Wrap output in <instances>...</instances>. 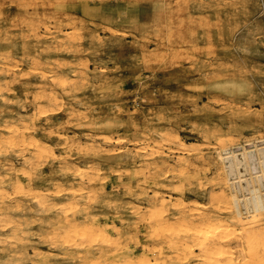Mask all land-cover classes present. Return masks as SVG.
Returning <instances> with one entry per match:
<instances>
[{
    "label": "rangeland",
    "instance_id": "1",
    "mask_svg": "<svg viewBox=\"0 0 264 264\" xmlns=\"http://www.w3.org/2000/svg\"><path fill=\"white\" fill-rule=\"evenodd\" d=\"M61 125L60 136L39 131ZM249 143L264 149V0H0V260L79 264L64 219L84 228L86 210L122 232L119 252L130 226L154 258L174 257L154 233L183 235L179 200L227 217L233 174L218 155ZM180 159L198 178L180 185ZM153 195L168 203L169 228L150 217ZM91 262L109 264L96 252Z\"/></svg>",
    "mask_w": 264,
    "mask_h": 264
},
{
    "label": "bare ground",
    "instance_id": "2",
    "mask_svg": "<svg viewBox=\"0 0 264 264\" xmlns=\"http://www.w3.org/2000/svg\"><path fill=\"white\" fill-rule=\"evenodd\" d=\"M59 39H61V38H59ZM66 45H68V44H66ZM14 67L16 68V66H14ZM57 80H59V79H57ZM72 80H74V78H72ZM53 84H54V82H53ZM39 91H40V89H39ZM7 92H9V91H7ZM51 99H52V97H51ZM22 121H24V120L22 119ZM98 124L102 126V124H100V123H94V125H91V124L90 125L92 127V126H97ZM82 125H84V124H82ZM86 125H88V124H86ZM112 125H114V124L111 122H105L103 124V126H106V127H111ZM87 127H89V126H87ZM10 129H12V128H10ZM24 129L26 130V128H24ZM9 133H10V131H9ZM109 135H111V134H109ZM169 136L170 135L163 133L161 135V138L164 141H167V140L170 141ZM107 139H108V141L106 143L110 144L111 142L112 143L114 142V143H116V145H123L127 141L125 138H118V139L115 138L116 140H113L112 138H107ZM33 142H34V140H33ZM137 142H138V140H137ZM159 144H161V143H159ZM249 146H250V143L246 144V145H242V146L238 145L235 148L225 150L223 154L218 155L219 160L222 163V167H220L218 170L221 172V171H224V169H228L233 174V178H231V179L229 178V180L224 181V184H226V186L231 185L233 188L231 199L228 200L233 205V208L230 209V212H227V213H229V214H227L228 215L227 217H223L222 216L223 214L216 211L215 208L210 210L209 212H207V211L202 212L203 210H201L202 213L192 212L193 210H195V211L198 210L199 207L196 209H191V207H189L188 205L185 204V203H187V201H185V203H184L183 200H179V201H177L178 203L175 204L176 208H175V213L173 214V216L177 217L176 219L178 221H183L182 223L186 222L183 225L184 226L183 235L180 236L179 234H175L174 236L173 235H166L165 237H163L159 234L154 233L155 238H158V239L160 237L163 238V239H160L159 241L166 242L170 245V248H173L176 256L174 255V257L171 256L170 258L168 257V258L163 259L162 256H163L164 252H161V250H160L157 257L154 258V256H155L154 252L146 249L145 248L146 245H143L142 248L139 247L140 241L136 237L137 234L133 233V231H132L133 228L130 226L128 227V231H127V234H128L127 239L130 240V243L128 244L129 247L124 249L125 250V251H123L124 253L119 252L122 250V247L120 245L121 244L120 239L123 235L122 232L118 231L117 236H116L114 234V226L112 225V222L109 219H107V218L101 219V218L94 217L93 213L91 211L86 210L82 213V216H81L84 219V221L87 222V223H84L87 225L84 228H80V229L78 228V224H77L78 219L76 217H73V219H69L66 217L64 219L65 220L64 225H66L65 227L71 228L72 229L71 234L73 233L72 236L70 235V233H68V235L71 236V238L69 236L71 241H68L67 238H65L61 235L62 238H65L67 240L66 242L70 243V245H68V246L72 247L71 249H68V250H71L70 253L67 254L68 258L70 260H74V262H78L79 264H88L89 262H91V259L93 258L94 252H96L100 255V257H104V258L106 257V263H109V264H162V263L166 264V262L168 260H169L170 264H195V263L196 264H264V193L261 191L262 187H263L262 190H264V149L262 148L263 151L261 149H259V150H255V149L254 150H248L247 147H249ZM34 147H36V155L38 154L37 156H35V158L40 159L42 157H45L44 152L47 150L46 146L36 144V146H34ZM182 148H183V146H182ZM192 152H193V150H192ZM185 153H187V152H185ZM183 154H184V152H183ZM111 157H112V155H111ZM109 158L110 157L107 156V159H109ZM163 163H165V162H163ZM193 163H196V162H193ZM148 165H149V163H148ZM178 165H179V172L177 174V178H178L180 185H182V182L186 178L189 177L188 175H190L191 171L194 172L195 177H196V175H198L200 173L199 172L200 168L198 169V167H192V164H190L188 162V160H183V159L181 160L180 159ZM36 167L39 168L40 167L39 164H36ZM167 172L169 173V171H167ZM92 176L96 177V178L98 177V175H92ZM143 178H145V177H143ZM196 178H198V177H196ZM93 179H95V178H93ZM108 179H110V178H108ZM86 180L88 181L87 178H86ZM201 184L202 183H200V185ZM15 186L19 190L23 189L22 184L20 183L19 180L15 181ZM157 186H158V184H157ZM156 188H158V187H156ZM81 190L82 189H80L79 191H81ZM32 192L33 191L31 190V193ZM153 192H154V190H153ZM57 194H60V191L57 192ZM218 194L216 193V196ZM219 195H221V194H219ZM214 196H215V194L213 193V197ZM133 197H134V195H133ZM75 198H76L75 193L74 192L71 193L70 194L71 202L74 203ZM220 198L225 199L226 197L221 196V197H218L216 199L218 200ZM146 200L149 203H151V206H153V209H151L152 210L151 215L150 214H148V215H150V217H157L158 218V219H155L157 227L169 228L170 225L168 222V218L170 215L166 214L169 210L167 208L168 203L164 200V197H161L158 195H153L152 197H146ZM210 200H213V199H210ZM224 201H226V199ZM35 205H37V204H35ZM66 205L69 206V204H66ZM61 206H63V205H61ZM53 207H55V206H53ZM200 207H201V205H200ZM203 207H205V206H202V209H206ZM206 207H207V205H206ZM64 208L65 207L63 206V209ZM226 209H224V210H226ZM67 210H68V208H67ZM12 222H15V221L12 220ZM151 222H153V220H151ZM116 230H118V229H116ZM165 231H166V229H165ZM167 232H169V231L167 230ZM65 233L67 234V232H65ZM51 238H53V236ZM51 238L49 237V240ZM100 238L103 239L102 243H104V246L103 247L100 246L97 248L96 247L97 241ZM64 241L65 240L63 239L62 243H64ZM56 244H58V243L56 242ZM111 251H114L116 254L109 255ZM21 254H22V252H21ZM117 254L118 255L120 254V256H117ZM24 255L27 256V254H24ZM35 256L39 257L40 254L35 253ZM113 256H116V257H113ZM120 257H122V258H120ZM160 260H162V261H160ZM98 262H99V260H98ZM34 264H43V262H41V259L39 257L38 263H34Z\"/></svg>",
    "mask_w": 264,
    "mask_h": 264
},
{
    "label": "clouds",
    "instance_id": "3",
    "mask_svg": "<svg viewBox=\"0 0 264 264\" xmlns=\"http://www.w3.org/2000/svg\"><path fill=\"white\" fill-rule=\"evenodd\" d=\"M239 91H243L242 87H238ZM62 129H63V125H61L60 127H53L51 131L47 130L45 131L43 128L39 129V131L43 132L46 136L47 135H52V136H60L62 135ZM57 147H60V145H56ZM4 250L0 249V253H2ZM94 255V254H93ZM65 259L64 256H56L54 257V260H63ZM0 264H11L10 260H0Z\"/></svg>",
    "mask_w": 264,
    "mask_h": 264
}]
</instances>
